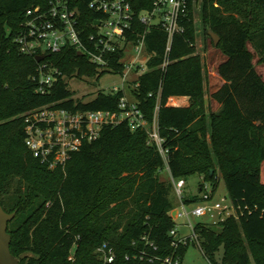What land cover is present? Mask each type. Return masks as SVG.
Returning a JSON list of instances; mask_svg holds the SVG:
<instances>
[{
  "label": "trees",
  "instance_id": "16d2710c",
  "mask_svg": "<svg viewBox=\"0 0 264 264\" xmlns=\"http://www.w3.org/2000/svg\"><path fill=\"white\" fill-rule=\"evenodd\" d=\"M50 1L0 0V205L17 214L8 232L11 252L20 264H104L97 252L104 243L115 248V264H150L126 260L133 255L134 242L144 248L143 237L158 246L155 255L176 253L183 264L188 248L196 244L175 249L170 235L177 226L172 216L177 209L173 181L187 182L191 176L210 183L214 195L222 177L237 212V217L214 225H195L208 260L219 264L216 257L223 250L221 264H264V79L254 62L258 55L259 64H264V0H202L205 35L211 39L212 31L220 37L217 47L211 41L226 57L217 68L224 84L212 96L222 107L219 113L209 111L205 64L197 52L199 0H188L182 21L185 32L174 35L171 43L161 26L146 34L147 71L131 91L150 122L159 107L167 163L149 143L146 131H133L123 122L105 126L98 140L84 144L64 169L55 170L29 151L23 115L60 102L73 110L118 112L124 91H99L92 100L75 99L67 79L124 75L125 65L120 62L122 51L110 66L100 69L67 47L43 60L65 78L52 94L39 95L33 77L43 61L22 54L16 38L27 11L47 9ZM88 2H75L86 41L92 23L103 17ZM154 2L134 0L133 5L139 14L151 10ZM134 25L145 33L146 27ZM183 97L189 98V106H168L172 98ZM165 167L170 181H161ZM201 200L200 193L183 197L182 203L190 206Z\"/></svg>",
  "mask_w": 264,
  "mask_h": 264
},
{
  "label": "built area",
  "instance_id": "2783aa9c",
  "mask_svg": "<svg viewBox=\"0 0 264 264\" xmlns=\"http://www.w3.org/2000/svg\"><path fill=\"white\" fill-rule=\"evenodd\" d=\"M76 1L78 0H53L50 1L47 9L40 6L29 9L21 32L16 38L20 52L34 57H46L72 47L82 56H87L94 65L104 69L110 66L111 60L118 51L123 52L120 60L123 63L131 45L135 54L131 62L134 68L139 66L137 65L139 61L136 60L147 56V59L141 61L147 64L150 58L146 50L145 38L153 26H161L168 33L169 43L172 42L174 35L185 32L182 21L187 13L188 0H155L151 10H144L139 14L134 9V0H89V8L101 13L103 17L92 23L93 32L88 35L86 41L80 29L78 20L80 11L75 7ZM135 22L146 27L144 34L138 32ZM128 36H137L138 41H129ZM123 76L125 78V74ZM63 78L65 76L59 68L43 61L38 67L37 75L33 77L36 92L42 96L52 94ZM119 91H124L125 95L121 98L118 112L73 110L61 107L60 102L25 113L23 115L25 142L29 151L50 170L64 169L73 153L79 151L84 144L100 138L105 126L128 122L133 131L138 129L146 131L149 143L158 148L167 163L169 149L164 145L166 139L160 134L159 107L155 119L150 122L138 102L128 99L125 89L115 88L112 92ZM173 184L176 195L182 201L183 190L186 187L185 180L173 181ZM201 190L202 200L193 204L190 211H187V206L183 203L177 211L174 220L177 223L179 218H185L188 221L185 227L190 229V233L182 235L178 225L170 232L176 250L181 245L194 243L201 248L191 218L209 217L214 220L213 224H217L228 217H237L236 209L230 199L224 198L220 202L213 203L214 194L213 189L209 188V183L203 181ZM224 213L228 217L224 218ZM142 243L143 249L138 248V243H133L134 252L133 255L126 256L127 261L182 264L181 258L176 253L168 257L155 255L159 250L158 246L148 237H143ZM97 252L104 264L116 263L117 252L109 243H104Z\"/></svg>",
  "mask_w": 264,
  "mask_h": 264
},
{
  "label": "rangeland",
  "instance_id": "374dc122",
  "mask_svg": "<svg viewBox=\"0 0 264 264\" xmlns=\"http://www.w3.org/2000/svg\"><path fill=\"white\" fill-rule=\"evenodd\" d=\"M201 9H202V0H199L198 5L196 6L195 11V18H196V27L198 29V42H197V52L200 54L203 58V62L205 64V71L207 76L206 81V98L209 104V111L213 113H219L222 109V107L215 102L212 99L213 94L218 91L222 85L223 80L218 75L217 68L218 66L224 62L226 57L224 54L217 49L210 38L206 37L204 32V26L202 24L201 19ZM251 51H255L253 46H249ZM135 58V54L133 52V46L128 47V52L126 53V57L123 60V64L125 65V78L121 74H113V73H107L103 77L100 78V80H96V78H71L67 79V82L70 85V88L72 91H74L75 99L82 98L85 100H92L96 97L99 91H105L106 93L112 92L115 88L119 89H125L126 95L129 100L134 101V97L132 95L131 88L136 82L139 77L144 74L147 71L146 62H141L144 59H147V56H143L142 58L136 60L139 61V63L134 69L137 71H134L132 69L133 63L132 60ZM260 57L257 55L255 59L256 68H258V72L263 74L264 78V65L259 64ZM139 67V69H138ZM170 105L168 106H179V107H185L190 105V100H175L173 103L172 100L169 101ZM161 179L168 181L170 180V173L167 167L164 168V170L161 173ZM203 181L202 178L199 176H191L187 179V185L185 189L183 190V197L192 198L195 196L200 195L202 197V190L200 192V183ZM209 188H211L209 183ZM224 198H229V194L225 185V182L223 178L221 177L220 184L218 187V190L216 191L213 203L220 202ZM175 205L177 207L181 208L182 201L181 199L175 195L174 198ZM179 208V209H180ZM193 208L192 205L187 206V211H190ZM224 218L228 217L226 213L223 214ZM176 217V216H175ZM191 221L193 225L195 226L197 223H209L211 225L213 224V221L209 217H203V218H191ZM188 223V221L185 218H179L177 220V225L180 233L182 235H187L190 233V229L187 227H184L183 224ZM223 257V250H221L217 257L216 261L221 264ZM183 264H212L208 258L204 255L201 248L198 246L191 245L185 255Z\"/></svg>",
  "mask_w": 264,
  "mask_h": 264
},
{
  "label": "water",
  "instance_id": "95a60500",
  "mask_svg": "<svg viewBox=\"0 0 264 264\" xmlns=\"http://www.w3.org/2000/svg\"><path fill=\"white\" fill-rule=\"evenodd\" d=\"M209 36L217 47L220 43V37L212 31H209ZM45 58V56H38L36 59L41 62ZM176 213L174 211L172 216L175 217ZM16 215V213H7L0 205V264H20V260L11 252L12 238L8 232L9 224L16 218Z\"/></svg>",
  "mask_w": 264,
  "mask_h": 264
},
{
  "label": "crops",
  "instance_id": "0c3cea01",
  "mask_svg": "<svg viewBox=\"0 0 264 264\" xmlns=\"http://www.w3.org/2000/svg\"><path fill=\"white\" fill-rule=\"evenodd\" d=\"M252 52H254V51H252ZM256 65V64H255ZM264 65V64H263ZM136 67V66H135ZM134 67V68H135ZM134 68H132L134 71H137V70H135ZM257 69V71H258V68H256ZM259 73V72H258ZM125 74V73H124ZM261 76H263V74H261V73H259ZM264 79V78H263ZM223 84H224V81H223ZM187 100V99H189V98H186V97H183V98H172L171 100L173 101V103L175 102V100ZM169 105H170V103H169ZM169 170V169H168ZM170 173V172H169ZM170 180H172V177H171V174H170ZM170 180H168V181H170ZM161 181H165V180H162L161 179ZM186 185H187V183H186ZM200 192H201V190H200ZM179 208L180 207H177V209L175 210L176 212L179 210ZM177 214V213H176ZM174 219H176V217H174ZM183 226L185 227V224H183ZM188 235V234H187Z\"/></svg>",
  "mask_w": 264,
  "mask_h": 264
}]
</instances>
